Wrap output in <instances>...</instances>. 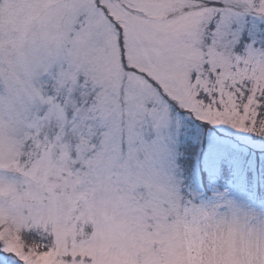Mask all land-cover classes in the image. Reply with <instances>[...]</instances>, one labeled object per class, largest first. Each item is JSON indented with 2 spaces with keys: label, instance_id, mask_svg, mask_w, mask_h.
<instances>
[{
  "label": "snow or ice",
  "instance_id": "6c2138e0",
  "mask_svg": "<svg viewBox=\"0 0 264 264\" xmlns=\"http://www.w3.org/2000/svg\"><path fill=\"white\" fill-rule=\"evenodd\" d=\"M209 209L264 219V0H0V264H188Z\"/></svg>",
  "mask_w": 264,
  "mask_h": 264
},
{
  "label": "rangeland",
  "instance_id": "374dc122",
  "mask_svg": "<svg viewBox=\"0 0 264 264\" xmlns=\"http://www.w3.org/2000/svg\"><path fill=\"white\" fill-rule=\"evenodd\" d=\"M202 239L184 241L188 264H264V219L259 214L209 209Z\"/></svg>",
  "mask_w": 264,
  "mask_h": 264
}]
</instances>
